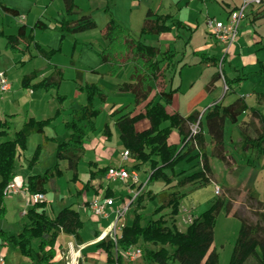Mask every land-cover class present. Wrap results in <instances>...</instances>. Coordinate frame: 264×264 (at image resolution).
I'll return each mask as SVG.
<instances>
[{"label":"crops","instance_id":"crops-1","mask_svg":"<svg viewBox=\"0 0 264 264\" xmlns=\"http://www.w3.org/2000/svg\"><path fill=\"white\" fill-rule=\"evenodd\" d=\"M127 1L130 8L136 5L140 7V0ZM99 2V7L104 11L106 0H99ZM241 2L242 0H152L150 4H147L148 6L145 8L144 14L141 13L138 17V23L136 24L137 33L131 32L129 29L128 25L132 23V20L125 22L115 17L134 37L139 36V30L142 26L147 9H151L157 14H171L180 19L185 25V27H179L178 29L173 27L170 31L159 34L147 33L140 36L141 40L145 43L158 46L162 50L166 48L175 49L177 51L176 57L181 59L175 71L166 74L165 80L159 79L158 82L151 81L153 87L152 93L160 89H175L171 102L166 106L168 112H178L183 116H187L193 110H197L199 112L198 119H200L201 117L203 118L207 110L211 109L215 104H219L223 107L233 102L236 98L243 97L249 106L255 107L264 116V97L261 96L264 92V74L259 71L257 64V60L264 62V3L248 5L245 8L244 17L241 19L238 26L237 38L229 46L218 41L207 30L205 24L208 17L226 21L230 12L239 6ZM75 3L79 7L77 12L75 14L65 15L63 0H28L23 7L9 0H0V8L2 11L14 16V21H16V23L12 25V33H6L3 28H0V32L3 34H15L18 26L22 23L26 26V33H29L37 19L42 20L47 25L45 28H33L32 35L34 41L28 45L26 50L17 52H12L8 49L6 47V38L0 35V72L5 75L9 82L8 89L0 91V120L9 122V127L6 130L7 134L0 139L5 140L13 138L15 132L29 118L37 120L47 119L54 116L58 109L61 111L49 125L45 126L43 133L33 132L27 137L26 148L16 159L14 169L15 175L12 180L20 187V191L5 194L4 203L6 213L3 217H0V219L6 220L10 207L14 208L15 201L23 202L25 208L22 207V210L16 213L19 220H17L13 226L6 223L4 226H0V228L11 234L18 232L22 228L23 224L27 221L25 210L28 207L31 194L23 186L26 177L29 174H41L47 168L58 163L61 174L55 176L47 184L50 185L54 193L58 194L61 204H59L60 206H58L56 210L54 209L52 215L48 214L45 206L46 213L53 217L65 206H71L78 210L73 206L77 201L72 195L78 198L80 194H83L82 206L86 211L87 221L90 224L87 228V234H83L86 222L79 212L83 222L79 230L81 242L76 241L72 235L61 232L54 246L55 256L50 260L49 264H66L64 255L68 254L71 257L70 253H72L73 250L77 252L75 264H109L105 251L97 247V244L109 233V230L114 224L118 227L117 235L120 234L121 226L131 224L135 207L134 195L136 191H138L137 187L139 183L134 184L130 181L109 180L105 177L106 172L102 174L97 173V175L91 177L90 172L96 171L103 166L117 167L123 165L127 167L128 170L137 171L141 182L147 181L150 173L149 163H142L138 168H134L133 165L136 161L131 155L127 160L122 158V151L125 148L120 140L119 128L115 124L116 119L120 115L132 109H134L133 113L143 111L145 102L135 106L133 93L121 89L122 83L129 81L130 73L133 70V64L131 62H125L115 75H110L108 73L111 68L109 62H101L99 53L102 49L106 48L107 40L102 36L104 27L100 30L99 34L94 33L97 32L96 30L98 27L96 20L93 18L94 6L90 5L89 0H83V2L75 0ZM2 5L17 9L19 14L13 15L4 11ZM110 6H112L113 9V11L111 10L110 12L114 16L116 0H110ZM32 12L34 15H32ZM83 13L91 15L96 23V27L88 29L90 31L84 30L75 33L61 31L58 24L60 19L64 17L69 20L76 19ZM30 14L31 16L29 17L28 15ZM129 16L131 15L129 14ZM9 21L12 22V19ZM107 21L108 19L106 22ZM44 32H50L51 35L42 37ZM93 34H95L96 37H94ZM148 35H151V37H146ZM198 36L199 38L195 42L194 40ZM34 42L38 43L45 50L60 47V51L53 54L50 59H47L39 54L34 47ZM178 42H182L181 48H177L175 45ZM18 46L21 49H25L26 43L20 40ZM200 53H206L209 56L217 58H221L226 54V60L223 64L225 75L230 78L243 75L244 79H242L238 85L234 86L232 90H227L222 78L212 79L217 67L210 61L205 59L202 61ZM6 54L10 56L12 61L10 66H4L1 62L2 56H6ZM88 54L94 55L95 59L94 62H92L93 64L82 62L83 56ZM187 56H189V60L185 59ZM115 61H118V59H115ZM53 66H57L62 72V80L58 87V93L65 96L62 102H59L56 98L57 91L54 88L48 90H33L30 87H22L21 79L24 75L32 72L36 73V77L32 80V83H34L51 74L53 72ZM186 69L187 71H195V75L186 77L184 75ZM14 72L17 73L15 77L12 76ZM204 73L206 75L201 79L200 77H202ZM242 82H247L249 87L243 88L241 86ZM85 83H95L103 92L104 99L97 96L93 100L94 107L99 109L100 112L95 118V131L91 133L84 142V151L77 163V176L74 177V172L68 167L67 160L56 158V140H62L68 137L69 131L65 129V121L71 118V110L73 108H78L86 103L85 93L77 89L79 85H84ZM228 121L229 119L225 118L223 142L224 151L228 157L229 164H232L235 161L232 153H234L236 149L232 150L228 148L229 145H227L225 135ZM105 124L109 127L110 137L104 134ZM231 125L230 132H235L229 134L230 144L242 148L241 142L243 136H254L261 124L258 118L247 110L242 112L238 116L237 122L231 123ZM148 126L149 121L146 118H141L135 123V128L137 130H142ZM203 132L205 137V149L208 154V162L211 168L210 181H213L214 174L211 160L216 156L211 154V144L206 126H203ZM45 136L49 138L46 142H44ZM180 139L181 135L176 129H173L169 141L177 144L180 149L183 146ZM38 144H43V148L36 163L32 167H29V160ZM48 148L50 150L47 166H45L46 168L44 170H39L38 166L42 162V156ZM262 148L260 153L254 149H247L246 151L249 150L257 154H264V143L262 144ZM196 153L197 149H192L190 155H195ZM83 162L86 164L85 182L79 173V169ZM201 168L200 156L192 160L183 159L176 164L174 170L175 173L183 171L182 174L174 176L170 184H165V182L162 184L158 182V180L150 184L149 182H145L141 189H149L151 195L162 192L169 193L177 189L180 190L181 187L175 186L178 179L194 171H199ZM167 172L170 174L169 171ZM62 177H66L68 182L73 181V183H70L68 186V192L66 194L60 192L58 182ZM199 182L201 184V181ZM47 184L45 185L46 193L44 194L46 205L48 202L46 198L48 192ZM155 184H159L160 188L155 189ZM180 192L187 193L181 190ZM95 197H99L100 199H111V203L106 205L105 215H96L90 209L89 203ZM64 199H66V202L62 204ZM143 205L145 208L143 207L144 209H140V212L144 214L143 222H146L150 218L154 219L158 217L159 214H153L154 209L159 205L157 197L150 200L146 198L143 201ZM150 205H152V209L149 210L150 214H146ZM125 207H127V213L120 217L118 211L123 210ZM192 209H188L184 216V221L179 222L182 212L180 201L179 212L174 217L175 226L179 230L184 231L191 220L197 216ZM169 211L170 208L166 207L160 213L165 214L167 223L170 225L171 220L169 218ZM112 217H116V220L113 221L114 218L112 219ZM120 221L122 223L118 226ZM33 244L37 246L38 240L34 239ZM131 247L136 248L138 245H133ZM10 253H16L20 260L19 264H40L35 259L21 254L12 244L0 245V254L4 257V264H7L6 262H8V255ZM123 260L126 264H149L141 255L136 257L133 261L125 257ZM70 261H67V263L70 264Z\"/></svg>","mask_w":264,"mask_h":264},{"label":"trees","instance_id":"trees-1","mask_svg":"<svg viewBox=\"0 0 264 264\" xmlns=\"http://www.w3.org/2000/svg\"><path fill=\"white\" fill-rule=\"evenodd\" d=\"M65 15L75 14L79 7L75 0H63ZM110 0H106L104 11L109 14L102 36L107 40L106 48L99 53L101 62H109L111 65L108 73L115 75L125 62L133 64L129 81L122 83L121 89L130 91L134 95V105L144 103L143 111L133 113L134 109L120 115L115 124L120 131V140L123 147L127 149L136 163L134 168H138L142 163H149L150 173L147 182L163 179L165 184H170L174 176L182 174L183 171L175 173V166L181 160H192L200 156L202 168L184 175L175 183L176 187H182L187 183L201 181L204 185L210 181L211 168L208 162V154L205 149V137L203 126H206L211 144V154L229 165L228 157L224 151L223 131L225 118L231 123H236L238 116L244 111H250L260 122V128L254 136L245 135L242 138L241 146L245 149L262 151L264 143V116L253 106H249L243 97L236 98L226 106L215 104L207 110L204 117L199 119L198 130L191 135V125L198 120V111L193 110L187 116L178 112H168L166 106L171 102L175 89H160L153 92L151 81L158 82L164 79L167 73L174 72L177 68L178 59L175 49H160L158 46L145 43L140 36L147 33L159 34L170 31L173 27H185L183 22L171 14H157L151 9H147L139 36L134 37L110 12ZM4 11L13 15H18L17 9L2 5ZM235 9V8H234ZM62 32H80L96 27L95 21L90 14H80L76 19H66L58 22ZM45 28L47 25L37 19L32 27ZM32 29L26 33L24 23L20 24L15 34L0 35L6 38V47L12 52L26 50L28 45L34 41ZM26 43L25 49L19 48V42ZM34 47L40 55L50 59L53 54L60 51V47L45 50L38 43L34 42ZM202 61H210L217 67L212 79L222 78L226 89L232 90L238 85L243 75L232 78L225 75L224 61L226 54L221 58L200 53ZM118 59V61H115ZM220 63V64H219ZM259 71L264 74V62L257 60ZM36 73L32 72L24 75L21 85L24 88L33 90L54 88L56 98L59 102L65 99L64 95L58 93L59 83L62 80L61 69L53 66V72L40 81L32 83ZM78 90L86 95V103L71 110V118L65 121L64 126L69 135L66 139L56 140V158L66 159L68 167L73 170L74 177L77 176V163L84 151V142L91 133L95 131V118L100 110L95 108L93 100L99 96L104 99L103 92L95 83H85L79 85ZM264 97V92L261 95ZM58 109L54 116L47 119L29 118L15 132L11 139H0V217L6 213L4 189L14 178L16 159L26 148V140L33 132L43 133L45 126L49 125L59 114ZM141 118L149 121V126L137 130L135 123ZM9 122L0 120V138L7 134ZM176 129L181 135L183 146L169 141L170 134ZM104 134L110 137L107 124L104 125ZM49 138L45 136L44 142ZM43 144H38L28 166L32 167L38 160ZM192 149H197L195 155H190ZM109 167L103 166L96 171H91L90 176L97 173L102 174ZM170 174H168V172ZM61 174L58 163L47 168L41 174H29L26 177L24 187L29 193H46L45 185L55 176ZM138 193L135 196V207L133 210V220L129 225L120 228V234L114 240L109 233L104 236L97 247L102 248L107 255L109 264H126L124 262V252L133 245H138L141 256L147 263L156 264H219V257L214 247V226L219 211L225 207L227 212L231 211V205L223 198L218 197L212 204L187 225L184 231L175 226V215L179 212L181 199L185 192L174 190L169 193L162 192L151 195L150 190H142L137 187ZM157 197L159 205L154 209L153 214H159L157 218H150L146 222L144 214L140 209L144 207L143 201L146 198ZM46 200L31 202L25 210L27 221L16 233H8L0 228V245L12 244L21 254L35 259L40 264H49L55 256V243L58 235L63 232L72 235L76 241L81 242L79 230L82 227V219L79 211L71 206L61 208L53 217L45 211ZM170 208L169 215L171 224L167 223L164 213H160L164 208ZM235 214V213H234ZM236 215V214H235ZM239 216V215H238ZM241 226L236 238L230 259L227 264H264V236L260 234L259 224H249L245 218L239 216ZM37 239L38 244L34 246L33 240ZM80 264V263H79Z\"/></svg>","mask_w":264,"mask_h":264},{"label":"rangeland","instance_id":"rangeland-1","mask_svg":"<svg viewBox=\"0 0 264 264\" xmlns=\"http://www.w3.org/2000/svg\"><path fill=\"white\" fill-rule=\"evenodd\" d=\"M9 1L18 4L21 7H23L28 2V0ZM79 1L83 2V0ZM151 2L152 0H140V7L136 5L133 8H130L127 0H116V6L114 8V17L125 22H128V20H132V23L128 25L129 29L131 32L137 33L136 24L138 23V17L141 13L144 14L145 8L146 6H148L147 4H150ZM89 3L90 5L94 6L93 18L98 24L96 30L97 32L94 33L99 34L100 30L104 27L106 20L108 19V14L105 13L103 9L99 7V0H89ZM112 6L110 7V11H113ZM31 14L28 16L30 17ZM129 14L131 16H129ZM32 15H34V13ZM13 17L14 16L3 12L0 8V28H3L6 33H12L11 31H13L12 25L16 23ZM10 19H12V22L9 21ZM49 35H51L50 32H44L42 37H46ZM93 35L94 37H96L95 34ZM146 37H151V35H148ZM198 38L199 36L194 41L196 42ZM178 43H176L175 45L177 46V48H181L182 42ZM94 59L95 57L93 54H88L86 56H83L82 62L93 64L92 62H94ZM185 59L189 60V56H187ZM1 62L4 66H10L12 63L11 58L10 56H8V54H6V56H2ZM16 74L17 73L14 72L12 76L15 77ZM184 75L186 77H191L195 75V71H187L186 69ZM205 75L206 74L204 73L200 78H204ZM241 86L243 88L247 86L249 87L247 82H242ZM192 126L193 125H191V127ZM230 127H232V125L231 122L229 123L228 121L226 125L227 131L225 138L227 140V145H229L228 148L232 150L236 149L234 153H232L235 161L232 164L228 165L219 158L213 157L211 160L212 170L214 174L213 181L207 182L204 185H200L199 181H195L186 184L185 186L180 188L181 191H186L187 193L181 199L182 212L179 218V222L184 221V216L186 215L188 209L191 210L193 208L192 210L193 212H195L194 214L198 215L203 210L207 209L212 204V202L215 201L218 197L223 198L226 202L228 201L230 203L231 211L227 212L226 208L223 207L217 214L214 226L213 244L218 253L219 264H227L230 259L233 246L235 244L241 226V220L239 216L245 218L246 222L249 224H259V235L264 236V154H257L256 152H250L249 150L246 151L247 149L244 150L240 146L238 147L234 146L233 144L231 145L229 134H233L235 131L230 132ZM49 150L50 149L48 148V150H46L45 154L42 156V162L38 166L39 170H44L46 168L45 166H47V162L49 161ZM85 165V162H83L79 169L80 176L83 178L84 182L86 180ZM155 181L157 180L150 181L149 184L155 183ZM158 182L162 184L164 183V181L161 179H158ZM58 183L60 187V192L66 194L68 192V186L70 185V183H73V181L68 182L66 177H62ZM47 186L48 192L46 198L48 199V202L46 208L48 214L52 215L54 209L56 210L58 206H60L59 204H61V200L59 199L58 194L54 193V191L51 189L50 185L47 184ZM216 186L219 187V193H216ZM154 188L159 189L160 185L155 184ZM72 197L75 198V200L77 201L73 204V206L79 210L81 217L86 222V227L83 229V234H87V228L89 227L90 223L87 221V216L85 214L86 211L82 206L83 194H80L78 198H76V196L74 195H72ZM65 202L66 199L62 201V204H65ZM22 207L25 208V204L23 202L15 201L14 208L10 207L9 214L6 217V220L0 219V226H4L6 223L11 224V226H13L15 222L19 220L16 213L20 212L22 210ZM151 209L152 205H150V208L146 211V214H150L149 210ZM126 213L127 210H125L120 215V217L124 216ZM112 219L113 221H115L116 217H112ZM121 223L122 222L120 221L118 223V226H120ZM64 257L65 263L68 264L67 261L71 260L70 255L66 254L64 255ZM17 258L18 256L16 255V253H10L8 255V262L6 263L19 264L20 260L19 258Z\"/></svg>","mask_w":264,"mask_h":264},{"label":"built area","instance_id":"built-area-1","mask_svg":"<svg viewBox=\"0 0 264 264\" xmlns=\"http://www.w3.org/2000/svg\"><path fill=\"white\" fill-rule=\"evenodd\" d=\"M264 3V0H242L241 4L237 6L235 9H233L229 17L226 21H220L213 17H208L206 19V27L207 30L220 42L224 43L226 46H229L232 44L238 35V26L241 21V19L244 17V11L245 8L248 5L252 4H262ZM220 64V63H219ZM9 87V82L5 75L0 72V91L6 90ZM198 123L199 119L196 123L192 124L191 127V135H193L198 130ZM130 157V153L127 149H124L122 151V158L124 160H127ZM105 177L109 180L113 181H130L132 183H139V185L142 186L145 184V182H141L138 176L137 171L135 170H128L127 167L121 165L117 167H109L105 173ZM216 193H219V187L216 186ZM20 191V187L13 181H10L5 189L4 194H9L11 192H18ZM138 191H136V196ZM45 198V195L41 192L32 193L30 194V201L36 202L41 201ZM133 200V199H132ZM111 203L110 198H103L100 199L99 197L93 198L90 203V209L92 212L96 215H105L106 214V205ZM127 207H125L123 210L118 211V214L121 215ZM117 225L114 224L113 227L109 230V235L113 237V239H116L117 236ZM138 255H141V250L139 247L132 248L130 247L128 250L124 252V257L133 260ZM0 264H4V257L0 254Z\"/></svg>","mask_w":264,"mask_h":264},{"label":"bare ground","instance_id":"bare-ground-1","mask_svg":"<svg viewBox=\"0 0 264 264\" xmlns=\"http://www.w3.org/2000/svg\"><path fill=\"white\" fill-rule=\"evenodd\" d=\"M102 238V237H101ZM71 254V261H70V264H75V258L77 256V252L75 250L72 251Z\"/></svg>","mask_w":264,"mask_h":264}]
</instances>
